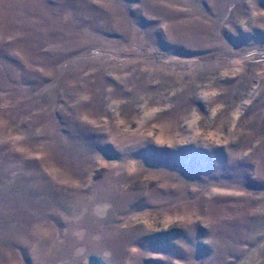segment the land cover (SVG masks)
Instances as JSON below:
<instances>
[{"label": "rangeland", "instance_id": "rangeland-1", "mask_svg": "<svg viewBox=\"0 0 264 264\" xmlns=\"http://www.w3.org/2000/svg\"><path fill=\"white\" fill-rule=\"evenodd\" d=\"M0 264H264V0H0Z\"/></svg>", "mask_w": 264, "mask_h": 264}]
</instances>
